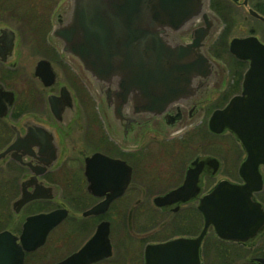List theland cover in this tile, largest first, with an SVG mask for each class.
Masks as SVG:
<instances>
[{
  "label": "flooded vegetation",
  "instance_id": "1",
  "mask_svg": "<svg viewBox=\"0 0 264 264\" xmlns=\"http://www.w3.org/2000/svg\"><path fill=\"white\" fill-rule=\"evenodd\" d=\"M204 4L207 14L215 20L204 40L207 52L212 46L216 47L215 43L221 41L237 22L233 17L235 7L245 9L251 18L247 24L250 21L254 24L246 26L247 33L233 37H262L256 30L264 28V21L249 10L264 17V0H204ZM72 9L73 0H0V154L12 146L0 158V192L3 191L0 202L8 203L9 196L17 193L10 201L11 213L0 214V231L7 230L18 238L28 216L64 208L67 211L65 218L47 233L44 243L32 251H24L23 264L40 260L38 252L56 228L68 225L62 233L54 235L53 253L61 249L67 252L49 264L79 250L102 221L109 224L111 252L89 264H146L145 247L148 244L198 236L204 226V216L198 209L200 199L219 180L227 177L217 179L213 185L211 178L223 172L236 176L230 180L232 183H243L239 175L240 165L246 158L243 146L227 129L221 133L212 132L208 122L213 111L224 108L232 97L241 95L248 61L230 54L234 60L233 64H228L214 57L210 75L195 77L191 94L171 102L160 115L134 112L130 102L115 114L121 97L114 92L113 85L100 91L105 103L101 111L98 108L96 111L93 105L85 104L84 97L81 98V82L78 72L73 70L74 63L82 67L80 61L63 51L64 42L56 35L69 21ZM202 25V19L198 18L177 33L167 31L166 37L188 42L192 31ZM57 69L61 70L64 80ZM84 73L95 81L87 71ZM224 84L225 88H222ZM226 134L232 137L230 145L222 142L221 137ZM157 139L161 140V145ZM229 149L232 153L227 158ZM95 154L119 161L120 176L124 161L131 169L130 180L124 192L114 197L106 210L84 215L111 192L106 189L97 195L95 190L101 189L91 185L85 176L86 160ZM257 169L260 187L253 190L250 197L260 204L264 214V165L259 164ZM187 173L195 177L194 195L185 201L177 198L169 204L156 205L154 198L182 185ZM134 174L146 183H141V188L145 185L155 187L157 191L148 207L157 210L159 221L155 219L150 224H161L160 231L163 232L174 226L171 223L178 219L182 221L180 226L185 228V233L150 239L140 252L127 250L122 245L123 238H119V249L114 250L111 226L113 222L122 226V197L132 187ZM41 187H50L53 197L32 199L15 211L13 203L22 190L34 193ZM140 203L141 200H137L136 204ZM143 212L136 213L138 220ZM20 214H24L22 219H16ZM143 220L149 222L148 213ZM79 233H83L79 244L70 247L69 240ZM238 233L247 238L224 239L217 235L212 225L208 226L198 246L199 264H264V220L256 226L252 223ZM246 257H249L248 261L242 262Z\"/></svg>",
  "mask_w": 264,
  "mask_h": 264
},
{
  "label": "water",
  "instance_id": "2",
  "mask_svg": "<svg viewBox=\"0 0 264 264\" xmlns=\"http://www.w3.org/2000/svg\"><path fill=\"white\" fill-rule=\"evenodd\" d=\"M249 11L264 21V17ZM198 18L203 25L192 31L190 41L177 42L166 37L167 31L177 33ZM213 22L214 18L205 11L204 0H73L70 19L56 35L64 42L63 51L77 57L100 91L113 85L121 97L115 114L130 102L134 112L160 115L171 102L191 94L195 77L210 75L214 63L204 49V40ZM228 51L237 59L248 61L241 95L213 111L208 127L215 133L226 129L233 132L243 146L246 158L239 168L243 183L219 180L200 199L198 209L204 216V226L198 236L148 244L146 264H199L198 246L208 226L212 225L221 238L237 240L247 238L239 236L240 229L264 220L260 204L250 197L260 187L258 165H264V44L253 35L233 37ZM118 162L100 154L86 160L87 180L101 189L95 190L96 194L101 195L106 189L111 192L84 215L103 212L114 197L124 192L131 169L122 161L120 176ZM194 180L187 173L182 185L154 198L155 204L163 206L177 198L190 199L195 193ZM53 195L50 187H41L34 193L22 190L13 207L17 211L32 199H49ZM66 214V209L58 208L30 215L18 238L7 230L0 231V264H23L24 251L42 245L47 233ZM108 234L109 224L102 221L79 250L54 264H89L108 256Z\"/></svg>",
  "mask_w": 264,
  "mask_h": 264
},
{
  "label": "rangeland",
  "instance_id": "3",
  "mask_svg": "<svg viewBox=\"0 0 264 264\" xmlns=\"http://www.w3.org/2000/svg\"><path fill=\"white\" fill-rule=\"evenodd\" d=\"M233 17H236L237 22L235 23L234 26L230 27V30L228 32L225 33V36L222 37V40L220 43L216 42V47L214 49V47L212 46L211 49L209 50V52H207L211 57H213L212 60H214V57L216 58H221L222 61L227 62L228 64L232 63L233 64V57L230 55V53L228 52V42L230 40L231 37L233 36H240L243 35L245 33H247V27L249 24H254V22L250 21L249 24H247V20H250L251 18L249 16H247V12L244 9V12L241 8H236L233 9ZM54 14H56V11L52 14L53 15V19H54ZM246 19V21H245ZM219 21V20H218ZM216 22V24L219 26V22ZM244 23V24H243ZM49 27V26H48ZM258 28V27H257ZM263 38H264V28H259L256 30ZM261 38V41L264 43V39ZM259 38V39H260ZM208 44V43H207ZM208 45H206L207 48ZM206 50V49H205ZM216 60V59H215ZM67 60H65L66 62ZM71 63V62H70ZM75 69V71L78 72V77L80 80V91L82 93V97H84V101L86 105H90L89 107H91L92 105L94 106V110L97 111V108L99 109V111H101V109L104 106V100L103 97L100 94V88L97 85V83L91 78L88 79L87 77V73L85 74L84 71L82 70V67L80 66V64H78V66L75 65V63L73 64ZM73 67V68H74ZM60 75V78H62L64 80V75L61 73L60 69H57ZM230 82V81H228ZM227 85V84H226ZM221 88V87H220ZM222 88H225V84L223 85ZM83 101V102H84ZM82 102V103H83ZM206 136H208L207 138L209 139V134H207ZM222 142H224L226 145H230L231 143H233L232 137L230 135H223L221 137ZM157 142H160L158 145H161V140L157 139ZM230 143V144H229ZM154 146V145H153ZM69 147V145H68ZM147 147V145H146ZM155 147H157L155 145ZM229 147V146H228ZM64 148L66 149V145L64 146ZM64 149V151H65ZM131 152V151H128ZM150 152V151H149ZM225 158L227 155V151H225ZM232 150L229 149L228 150V155L227 158H229L231 156ZM224 164L226 163V159L223 162ZM76 164V163H75ZM225 178L230 180H234L236 179V176L231 175L228 176L226 174H224L223 172H220L219 175H217L214 178H211V182L212 185L215 184L219 179L221 178ZM218 179V180H217ZM141 177L134 174L133 177V184L132 187H130V189L126 192V194L122 197V226L121 225H117L116 223H112V230H111V237H112V243L114 245V250L119 249L118 248V239L123 238L122 239V245L127 249V250H132V251H141V248L143 247V244L150 240V239H165V238H171L173 236H179L180 234L185 233V228H183L182 226H180L182 224V221H179L178 219H176L174 222H172L171 224L174 225L171 228L166 229V231L164 230L163 232L160 231V225H156V224H150L152 223L155 219H158L159 215L157 210L148 207L151 206V198L153 195H155V193H157L155 187H146L145 185L142 186L141 188V183L146 184L144 181H141ZM140 189V190H139ZM3 192V191H2ZM0 192V200L3 199V193ZM17 195L16 192H13L9 197L10 200L8 201V203H5V200L0 202V214L3 215L4 214H8L11 213L10 209H9V205H10V201ZM137 200H141L142 203H140V205H137L136 202ZM150 201V203H149ZM148 202V203H147ZM6 204V206H5ZM3 205V207H2ZM146 205V206H144ZM6 207L8 209H6ZM53 207V205L51 206ZM142 208V209H140ZM144 210V212L140 215L139 220L138 217L136 216V213H139V211ZM147 213L150 216V220L148 223H145V220H143V217L147 215ZM13 218H15V215ZM24 216V214H20L18 216H16L18 220L22 219V217ZM79 216V214L77 215ZM139 216V214H138ZM158 217V218H157ZM111 218L114 219L113 214L111 215ZM160 218H162L160 216ZM152 220V221H151ZM114 221V220H113ZM159 221V219H158ZM138 223L142 226L140 227L138 225ZM67 223L56 228L53 232L52 235L49 237L50 239L47 241V243L45 244V246H43L42 248H40L39 250V254H41L40 260L37 259H33V263L35 262V264H49L51 262H53V259H56L57 257L61 256L62 254L64 255L65 252H67V250L64 252L63 249L56 251L53 253L54 250V243L55 241V234L58 233H62L64 231V229L67 227ZM166 228V226L164 227ZM90 231L87 230V232ZM86 232V233H87ZM85 233V232H84ZM124 235V237H123ZM158 235V236H157ZM83 237V233H79L77 237L75 238H71L69 240V245L70 247H75L76 244H79V239ZM76 243V244H74ZM74 244V245H73ZM73 245V246H71ZM53 248V249H52ZM45 255V256H44ZM249 257H246L243 261H248ZM113 260V259H112ZM32 262L30 264H32ZM112 264V262H111Z\"/></svg>",
  "mask_w": 264,
  "mask_h": 264
},
{
  "label": "trees",
  "instance_id": "4",
  "mask_svg": "<svg viewBox=\"0 0 264 264\" xmlns=\"http://www.w3.org/2000/svg\"><path fill=\"white\" fill-rule=\"evenodd\" d=\"M221 40H222V38H221ZM218 42H221L220 39L218 40ZM211 50H212V49H211Z\"/></svg>",
  "mask_w": 264,
  "mask_h": 264
}]
</instances>
